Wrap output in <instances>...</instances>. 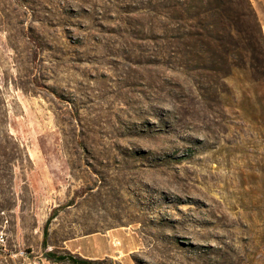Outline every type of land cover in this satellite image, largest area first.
<instances>
[{"label":"rangeland","instance_id":"obj_1","mask_svg":"<svg viewBox=\"0 0 264 264\" xmlns=\"http://www.w3.org/2000/svg\"><path fill=\"white\" fill-rule=\"evenodd\" d=\"M208 1L0 0V264H264V85L163 31Z\"/></svg>","mask_w":264,"mask_h":264},{"label":"trees","instance_id":"obj_2","mask_svg":"<svg viewBox=\"0 0 264 264\" xmlns=\"http://www.w3.org/2000/svg\"><path fill=\"white\" fill-rule=\"evenodd\" d=\"M219 1L223 7L225 6L224 9L211 1H208L207 6L202 7L204 17L201 21L204 24L200 23L201 28L191 25V22L196 20V16L187 13L178 17L173 15L172 6L165 7L163 31L166 36L170 32L171 22L179 20L185 23L175 29L178 33L175 37L173 54L176 55L181 67L189 68L188 64L198 61L203 64V69L206 64H210L212 69L209 70L214 72L225 70L220 77L225 81L238 71L245 76L253 77L257 74L258 78L251 77V82L264 85V35L258 26L254 12L248 6L241 11L237 10L235 6L238 7L241 4L233 5L231 0H227V4L229 3L231 7L226 5V1ZM218 10H222L221 17H218ZM223 24L226 27H222ZM49 224L50 219L45 225L44 241L48 236ZM47 256L53 262L97 264V261L76 257L71 253L65 255L50 253Z\"/></svg>","mask_w":264,"mask_h":264},{"label":"crops","instance_id":"obj_3","mask_svg":"<svg viewBox=\"0 0 264 264\" xmlns=\"http://www.w3.org/2000/svg\"><path fill=\"white\" fill-rule=\"evenodd\" d=\"M86 239H89V237H82V238H77V239H74L72 241L69 242V245H67V247L69 248V250L72 252V253H78L80 254L84 259H88V260H98V259H101V258H104L106 256H108V253L107 252H104L103 249H101L100 247L97 248L96 246V249H98V251L96 252V254H93V255H87V254H84L82 253V251L80 250V248L77 246V247H73L72 244L74 243H78L80 241H83V240H86ZM106 242V240H105ZM106 244V243H105Z\"/></svg>","mask_w":264,"mask_h":264},{"label":"built area","instance_id":"obj_4","mask_svg":"<svg viewBox=\"0 0 264 264\" xmlns=\"http://www.w3.org/2000/svg\"><path fill=\"white\" fill-rule=\"evenodd\" d=\"M4 242H5V235H4V233H3L2 231H0V244H2V243H4ZM20 255H21V256H24L25 253L22 251V252L20 253Z\"/></svg>","mask_w":264,"mask_h":264}]
</instances>
